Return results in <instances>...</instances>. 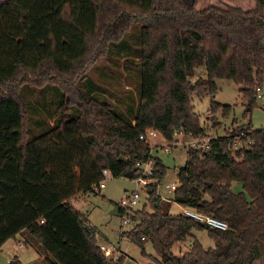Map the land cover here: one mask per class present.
<instances>
[{"label":"trees","instance_id":"obj_1","mask_svg":"<svg viewBox=\"0 0 264 264\" xmlns=\"http://www.w3.org/2000/svg\"><path fill=\"white\" fill-rule=\"evenodd\" d=\"M253 2L251 9H197L196 0H0V247L26 230L47 264H120L103 254L96 227L72 200L94 191L103 169L133 180L136 162L151 159L156 182L145 186L146 202L119 207L132 224L122 236L143 254L150 243L156 264H264V126L233 125L210 137L192 104L193 95L209 96L207 120L228 115L231 106L214 100L218 79L239 86L246 112L257 104L264 0ZM134 24L140 87L119 95L86 72ZM201 65L205 76L192 81ZM51 88L62 104L36 101ZM151 130L169 144L175 131L208 139L205 147H187L171 200L227 229L169 212L157 194L167 167L140 138ZM193 229L205 230L214 246L204 248ZM190 236L189 249L173 254L172 245ZM8 264L22 263L14 256Z\"/></svg>","mask_w":264,"mask_h":264},{"label":"rangeland","instance_id":"obj_2","mask_svg":"<svg viewBox=\"0 0 264 264\" xmlns=\"http://www.w3.org/2000/svg\"><path fill=\"white\" fill-rule=\"evenodd\" d=\"M226 5L239 6L243 9H251L254 6L253 0H196L195 8H203L207 6H213L218 8H224ZM140 25L134 24L128 33L118 42L112 43L106 55L98 60L87 72L90 78L99 87H104L107 91H115L119 95L127 92L126 88H130L133 95L140 87V72L139 62L134 59L137 54L140 53ZM122 45L125 48L121 49ZM124 56V59H121ZM205 76L204 65L197 66L194 70V75L190 78L192 81L199 77ZM86 79L79 81L81 90L85 93L83 83ZM258 85V84H257ZM124 86H126L124 88ZM218 91L214 96V100L221 104L231 106V111L228 115L223 116L222 112L216 113V119L208 121L209 103L210 97L192 96L193 109L200 116V121L203 125H206L207 134L210 137L222 136L226 133L227 128L250 122L254 128H261L264 126V76L261 85L260 93L261 97L257 99V104L249 111L246 112L245 101L239 94V86L236 85L230 79H218L217 80ZM129 92V91H128ZM29 90H23L22 94L25 99L28 98L27 105L33 101V97L28 95ZM128 94V93H127ZM44 101L49 104L59 105L63 103L61 95L54 89L48 90L43 95H38L36 101ZM53 102V103H50ZM124 102H129V99H125ZM244 112L246 115H244ZM212 123H218L216 128L212 127ZM186 135H178L176 139L179 141L188 140ZM176 145H170L168 151L163 149L166 147V141L160 134L149 137L150 146L155 152L154 155L159 157L166 168V175L159 184L160 194L169 198L170 194L162 190L164 184L177 182L178 166H181L186 161V148L182 143ZM78 170H74L77 173ZM104 188L95 187L94 191H89L84 194L78 195L72 200L73 206L85 215L86 220L91 222L97 229V242L105 244L112 249V255L107 256L116 261L121 258L120 264H156L155 259H160L159 254L154 250L150 243L145 245V252L143 254L139 246L134 242L128 240L121 235L122 231L130 230L132 224L129 222L123 223L122 216L118 213H112V208L120 203L121 198L128 195L129 191L140 188L134 180H130L125 177L111 176L104 181ZM232 190L237 192L241 188L240 182H234L232 184ZM239 188V189H238ZM146 202L145 194L141 193V199L138 207H141ZM185 207L179 205L176 202H172L168 210L172 214H180ZM193 235L202 244L204 248H210L214 246L213 239L207 235L205 230L193 229ZM27 236L28 242L33 247L40 251V247L37 242L26 232L23 237ZM192 236L187 237L184 240L175 242L171 251L173 254H180L189 249L192 241ZM17 246L19 243L16 244ZM41 252V251H40ZM42 253V252H41ZM44 257V254H43ZM23 264L27 260H33L32 264H47L44 260L38 257L36 251L33 248L25 251L23 257ZM24 258V259H23ZM25 260V261H24ZM0 264H8L3 258L0 260Z\"/></svg>","mask_w":264,"mask_h":264},{"label":"built area","instance_id":"obj_3","mask_svg":"<svg viewBox=\"0 0 264 264\" xmlns=\"http://www.w3.org/2000/svg\"><path fill=\"white\" fill-rule=\"evenodd\" d=\"M260 86L256 85V97L260 98L261 97V93H260ZM158 133L156 131H149V133L147 135L141 134L140 138L146 140L147 142H149V137L150 136H155ZM174 141L169 144L168 142L166 147L163 149L164 151H168V148L170 147V145H176L178 143H180L181 141H179L178 139H176V137L178 135H183L181 132H174ZM188 136V135H186ZM188 140L186 141H182L181 143L184 146L187 147H205L207 145L208 139L207 138H195V137H191L188 136ZM187 149V148H186ZM136 166L140 169V175H138L137 177H135L133 180L140 185V188L138 189H134L129 191L128 195L124 196L123 198H121L119 206L121 208H135L138 206L140 199H141V193L145 191V186L149 183H155L156 180L154 178H152V160L148 159L146 161H138L136 162ZM102 179L101 181L97 184V188H103L104 187V181L106 179H108L110 177V172L107 169H103L102 170ZM159 184H157V194L161 197V199L167 201L168 198L165 197L162 194L158 193V187ZM177 188V183L176 182H171V183H167L164 184L163 190L167 191V193H173L175 191V189ZM181 214L190 217L198 222H202L207 224L210 227L213 228H217V229H221V230H225L228 228V225L225 221L220 220L218 218H215L209 214H204V213H200L196 210H194L193 208H189V207H185V209L181 212ZM122 221L123 223H127L128 219L126 218L125 215H122ZM100 250L103 252V254L105 256H111L112 255V249L111 247L104 245V244H100L99 245Z\"/></svg>","mask_w":264,"mask_h":264},{"label":"crops","instance_id":"obj_4","mask_svg":"<svg viewBox=\"0 0 264 264\" xmlns=\"http://www.w3.org/2000/svg\"><path fill=\"white\" fill-rule=\"evenodd\" d=\"M261 88V87H260ZM152 154L154 155L155 152H153L152 149ZM177 183V182H176ZM105 186V185H104ZM104 188V187H103ZM159 188V187H158ZM239 189V188H238ZM241 189V188H240ZM163 190V188H162ZM158 193L160 194V191L158 189ZM167 193V191H166ZM170 197L168 198V200L166 201L169 205L173 202L171 200L172 198V193H169ZM117 207L118 213H119V204L115 205ZM114 206V207H115ZM113 209V208H112ZM88 223L90 225H92L91 222L88 221ZM25 233V230L20 231L19 233L15 234L13 237L9 238L8 240H6L0 247V260H2L3 258L5 259L6 262L9 263V261L11 260V258H13L14 256H17L21 263L23 264V260L21 257H23L24 253L26 250L33 248L34 251H36V253L38 254L39 259L41 260V262H43V254L37 249L33 247V245H31L28 240L26 239L27 236L23 237V234ZM19 243V245L17 246L16 244ZM99 244V243H98ZM101 244V243H100ZM99 244V245H100ZM105 245V244H104ZM24 259V258H23ZM34 260V259H33ZM33 260H27V262L25 261V264H32L34 261ZM33 261V262H32Z\"/></svg>","mask_w":264,"mask_h":264},{"label":"water","instance_id":"obj_5","mask_svg":"<svg viewBox=\"0 0 264 264\" xmlns=\"http://www.w3.org/2000/svg\"><path fill=\"white\" fill-rule=\"evenodd\" d=\"M180 166H178V168H179ZM112 213H115V214H118V210H117V207L115 206V207H113V209H112V211H111Z\"/></svg>","mask_w":264,"mask_h":264}]
</instances>
